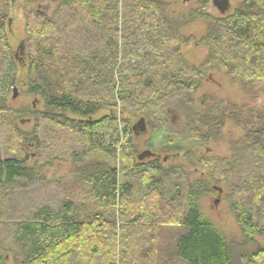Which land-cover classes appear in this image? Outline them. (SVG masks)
<instances>
[{
	"label": "trees",
	"instance_id": "1",
	"mask_svg": "<svg viewBox=\"0 0 264 264\" xmlns=\"http://www.w3.org/2000/svg\"><path fill=\"white\" fill-rule=\"evenodd\" d=\"M8 1L0 0V99L13 84L16 61L5 33ZM52 1L57 6L51 18L39 7L28 17L30 67L49 69L52 80H64L68 88L51 96L44 82L32 79L30 93L42 97L47 112L39 114L29 136L13 128L15 156L0 159V221L14 208L8 190L38 183L41 172L34 163L27 165L33 158L38 167L58 156L67 158L75 166L74 179L89 186L93 204L81 209L63 199L44 202L25 215L10 211L15 217L3 226L15 247L14 264H169L159 244V227L165 225L183 231L171 256L182 264H264V246L243 253L197 206L210 187L235 176L225 200L243 240L264 234V118L245 129L247 123L233 107L206 98L201 112L190 98L214 71L264 81V0H243L232 14L211 20L199 13L208 18L209 28L200 40L207 54L198 66L183 58L181 48L190 39L179 35L181 24L167 17L163 0ZM102 109H119L138 120L120 123L113 114L95 119ZM58 113L80 119L62 121ZM173 113L183 119L177 126L169 120ZM226 119L245 129L243 138L231 144L229 158L187 154L190 163L210 169L207 178L190 181L181 168H164L149 150L134 152L132 142L147 126L169 134L170 144L210 141L219 137ZM24 121L30 118H21L19 125ZM114 133L122 138L113 142ZM23 144L34 152L22 154ZM91 154L117 162L116 168L85 164Z\"/></svg>",
	"mask_w": 264,
	"mask_h": 264
},
{
	"label": "rangeland",
	"instance_id": "2",
	"mask_svg": "<svg viewBox=\"0 0 264 264\" xmlns=\"http://www.w3.org/2000/svg\"><path fill=\"white\" fill-rule=\"evenodd\" d=\"M163 1L165 2L167 17L177 20L181 24L179 35L190 39V42L181 48L183 58L189 65L198 66L207 54V48L200 43V40L207 34L209 28L208 18L211 20L232 14L240 7L243 0H209L206 5H201L200 0ZM56 6L57 3L52 0L8 1L7 17L4 22L5 33L11 50L10 54L16 61L14 62L13 84L8 92L3 94L4 98L0 99L1 160L15 156L10 147V136L13 134V128L15 127L29 136L36 125L39 114L47 112L42 97L30 93L29 87L32 79L38 78L44 82L43 85L51 96H59L64 89L68 88V86H65L64 80L56 79V81H53L47 68L32 71L30 67L31 54L27 48L26 25L29 15L36 12L39 7V10L45 11L47 18H51ZM199 13L208 18L198 17ZM21 44L23 50L20 51ZM13 88L16 89L15 97H13ZM190 98L193 107L201 112L205 110V107L200 106V102L206 98L212 99L215 103L221 101L224 106L233 107L236 113L239 114L240 112L239 118L241 121L247 123L245 129H254L258 124V117L262 116L264 118V81H242L229 78L222 71H214L203 78L199 88ZM32 104L34 108H32ZM109 114H113L120 123L126 119L133 125L138 120L137 117L122 113L119 109H102L95 115V119ZM56 116L62 121L65 119H80L70 113L64 115L58 113ZM173 116H177V118L173 119L171 115L169 116L172 125L177 126L183 121L180 115L173 113ZM21 118H30V121H24L19 125L18 122ZM245 129L243 125H238L235 121L226 119L219 129L220 135L216 140H190L183 143L175 141L170 144L167 142L170 139L169 134L147 126L146 132L140 133L132 143L136 149L135 153L140 154L149 150L155 157H158L159 163L164 168H181L189 175L190 181H194L202 177L207 178L211 171L208 167L195 165L193 162L190 163L187 154L193 155L196 159L204 156L216 159L229 158L231 144L243 138ZM202 130L205 131L206 128H202ZM117 137L122 138L120 134L114 133L111 140L116 142ZM120 145L121 142L120 144L118 142V148ZM20 150L22 154L27 156L34 152V150H29L26 144H23ZM163 158L164 162H162ZM36 161H34V158L30 159L27 165L33 166L34 163L35 169L41 172L38 183H19L16 188L8 190L12 196V198L9 197L8 202L12 207L14 206L10 210L12 213H14L13 210H15V213L20 210L21 214L25 215L44 202L55 204L63 199L73 201L81 209H88L92 206L89 186L83 181L74 179L75 166L67 158L58 156L45 164L41 163L39 167L38 164L36 166ZM96 162H105L115 168L117 163L102 154H91L85 159V164H95ZM235 182L236 177L234 176L228 184L221 183L215 189L210 187V191L198 199L197 206L200 213L213 223L228 244L241 245L243 253H250L257 247L264 246V234L254 236L250 242L243 240L234 215L225 200L227 186ZM13 199H15V202H10ZM10 211L7 212L8 218L0 221V260L5 264H14L15 259V247L9 238L8 229L5 227L8 225H5V222L12 219V216L15 217V213L11 215ZM98 212L107 216V213L102 210ZM160 230L159 244L165 246L163 254L169 259V264H182L175 261L171 256L174 254V240L183 231L169 225L160 226Z\"/></svg>",
	"mask_w": 264,
	"mask_h": 264
},
{
	"label": "water",
	"instance_id": "3",
	"mask_svg": "<svg viewBox=\"0 0 264 264\" xmlns=\"http://www.w3.org/2000/svg\"><path fill=\"white\" fill-rule=\"evenodd\" d=\"M19 50H20V51L23 50V46H22V44L20 45ZM13 94H14L13 97H15V95H16V89H13ZM216 203H217V201H216Z\"/></svg>",
	"mask_w": 264,
	"mask_h": 264
},
{
	"label": "crops",
	"instance_id": "4",
	"mask_svg": "<svg viewBox=\"0 0 264 264\" xmlns=\"http://www.w3.org/2000/svg\"><path fill=\"white\" fill-rule=\"evenodd\" d=\"M171 117H173V119H175L176 117L173 116V114H171Z\"/></svg>",
	"mask_w": 264,
	"mask_h": 264
}]
</instances>
